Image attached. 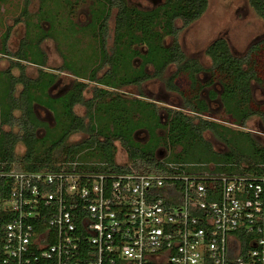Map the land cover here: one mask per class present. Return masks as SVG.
<instances>
[{
    "label": "built area",
    "instance_id": "1",
    "mask_svg": "<svg viewBox=\"0 0 264 264\" xmlns=\"http://www.w3.org/2000/svg\"><path fill=\"white\" fill-rule=\"evenodd\" d=\"M17 166L0 162V264H264L263 171Z\"/></svg>",
    "mask_w": 264,
    "mask_h": 264
},
{
    "label": "rangeland",
    "instance_id": "2",
    "mask_svg": "<svg viewBox=\"0 0 264 264\" xmlns=\"http://www.w3.org/2000/svg\"><path fill=\"white\" fill-rule=\"evenodd\" d=\"M30 2L29 11L32 15L29 27L26 22L21 21L14 27L8 48L11 53L15 52L23 38L30 39L33 44L45 34L50 37L45 38L41 44L42 50L47 58V70L56 71L62 69V82L52 94L59 91L65 92L68 88H73L76 81H86L93 75L94 69L101 64V47L98 38V27L101 19L106 14V5L103 0H0V51L3 47V35L7 27L13 26L15 19L20 17L21 11L26 3ZM129 5L137 6L141 10H150L162 5L165 0H127ZM117 10H113L109 17L110 38L109 54L114 46V31L116 25ZM36 25L39 30L36 36L28 34L31 26ZM177 26L181 27L182 22L178 21ZM226 39L233 54L237 57H245L249 50L256 44L264 40V22L257 16L248 0H209L206 13L198 21L185 28L179 35V43L187 59L198 61L205 68L211 67V58L207 55V48L218 39ZM166 47L173 44V38L167 37L164 41ZM35 50V48H33ZM133 49L146 53L145 46L134 45ZM2 56V54H0ZM259 70L261 81L253 82V100L256 107L264 110V53L258 54ZM67 59V61H66ZM66 62L71 70L66 68ZM142 59L135 57L125 71L130 76L140 68ZM2 68L8 67L9 62L3 61ZM3 65V66H2ZM27 73L30 77L38 75L39 68L33 64H27ZM108 68L104 67L99 72V77L105 75ZM120 68L118 78L126 74ZM149 74L154 72V67L149 65L146 68ZM177 71V66L170 65L160 78H154L141 86H130L119 84L117 90L95 82H90L89 88L85 91L86 99L94 96L95 87L109 91L110 93L120 94L123 100L129 101L128 114H122L128 123L135 125L140 123L143 129H138L133 134V140L142 147L154 148V155L157 160L176 163H205L217 167L222 172H239L249 170V168L264 163V124L260 117H254L247 123L246 128L230 123V116L224 110V105L220 97L212 101L210 91L216 90L220 95L222 86L218 82L211 87L204 88L201 92L198 84H205L212 79L210 72H202L197 75V83H192L189 76L185 73L180 74L175 81V85L187 96L193 95L197 91L200 98L205 100L209 107V112L203 117L214 121L220 125V134L228 140L226 144L223 140L216 137L212 132H205L199 135L194 132L185 118L170 115L169 109H176V106L185 108L184 97L175 91L169 90L168 79ZM122 79H119L121 82ZM116 83L118 80H110ZM72 85V86H71ZM116 94H114V97ZM113 96H106L104 99L110 102ZM141 99L142 102L135 101ZM134 100V101H133ZM154 103L158 107L160 128L155 131L156 137L160 138L159 144L155 143L147 129H153L155 124L152 110L149 105ZM107 109H111L106 104ZM117 110V108H115ZM38 116L47 122L53 130V134H59L63 128L57 126L55 115H52L42 107L36 108ZM187 115H192L190 111L184 110ZM75 112L85 117L86 108L77 106ZM151 113V114H150ZM17 115H20L17 113ZM115 115V113H114ZM134 115L132 118L131 116ZM152 116L150 119L149 117ZM115 117V116H112ZM117 118V117H116ZM61 120L64 121V118ZM199 119H196V123ZM116 124V123H115ZM108 118L97 121V130L101 131L105 125L109 128V133H114L117 126ZM8 130V128H5ZM18 133V129L14 130ZM37 135L43 138L46 129H38ZM154 136V134H153ZM89 136L85 133L72 135L66 142V148L60 154L53 153L55 166L66 160L70 146L85 141ZM104 140V136H100ZM116 153L114 163L120 166L130 165L129 150L123 143L116 142ZM235 152H233V150ZM18 159H22L26 153V147L20 143L16 149ZM89 160H101L99 151L96 149H85L79 156H85ZM248 157V161L238 165V156ZM75 158V159H76ZM80 160V159H77ZM82 161V160H80ZM91 162V161H88ZM248 168V169H247Z\"/></svg>",
    "mask_w": 264,
    "mask_h": 264
},
{
    "label": "trees",
    "instance_id": "3",
    "mask_svg": "<svg viewBox=\"0 0 264 264\" xmlns=\"http://www.w3.org/2000/svg\"><path fill=\"white\" fill-rule=\"evenodd\" d=\"M102 2L107 9L98 27L101 64L93 72L90 81L114 88H118L119 84L141 86L151 79L160 78L168 66L175 65L177 71L168 79V88L184 97L186 104L184 109L194 113L195 116H189L183 111L173 109H169L170 115L185 118L195 133L203 135L205 132H212L228 144V140L220 134V125L203 118L208 114L209 107L206 101L200 98V93L197 91L193 95L187 96L175 85L180 74H187L192 83H197V75L209 71L212 74L211 81L205 85L198 84V90L201 92L206 85L216 82L221 84L220 98L226 114L230 116V123L246 128L250 119L260 117L264 124V110L255 106L252 87L253 82L261 81L258 54L264 53V40L254 45L245 57L235 56L226 39L215 40L206 50L212 60V65L210 69H205L196 60L187 59L179 43V35L185 28L201 19L208 9L209 0H165L162 5L150 10H141L134 5H129L127 0H103ZM248 2L264 22V0H248ZM115 9L117 16L114 46L109 54V17ZM178 21L182 22L181 27L177 26ZM167 37L173 38V44L170 47H166L164 44ZM134 45L145 46L147 52L140 53L133 49ZM135 57L142 59L140 68L132 75L127 76L125 71ZM149 65L154 67L152 74L146 71ZM66 66H68L67 63ZM104 67L108 68L106 74L99 79L98 72ZM120 68H123L126 73L123 78H118ZM57 77L58 75L54 73L41 71L37 80H31L24 72L19 78L13 79L14 85H23V91L19 98L14 97L13 92L11 98H7L0 113V125H8L12 129L10 132L1 130L0 162H17V169L29 171L53 167L51 166L54 161L53 153L63 152L67 140L72 135L85 133L89 137L79 144L70 146L66 160L75 159L76 155L85 149H96L103 161L89 160L87 155L79 156L76 159L92 163H106L107 168L115 170L126 169L125 166L114 163L117 151L115 144L120 142L127 146L131 160L130 165L136 171L149 172L158 167L154 148L139 146L132 138L136 130L143 129L141 122L131 125L128 123V119H124L122 116V114H128L127 104L129 101L123 100L120 94L110 93L99 88L94 90V96L91 99H86L84 93L89 88V83L84 81H78L65 96L53 99L48 90L56 82ZM119 79H122L121 82ZM110 80H118L119 84L112 83ZM34 89L37 90V96L34 94ZM114 94H116L115 97ZM106 96H113L109 103L104 99ZM217 97L216 91L210 92L211 99ZM135 101L142 102L141 99H135ZM35 102L52 111L57 120V126H63L59 134H53L54 129L38 119L33 106ZM106 104H109L111 109H107ZM149 105L154 108L151 113L155 124L153 129L147 130L152 139H155V143L159 144L160 138L156 137L155 131L163 125L159 121L157 105L151 102ZM77 106L86 108L85 117H81L75 112ZM16 111L22 112L19 117L15 115ZM62 118L64 121L61 120ZM102 118H108L113 124L116 123L117 129L114 133H109V128L106 125L101 128V131L97 130V121ZM196 119H200V121L196 123ZM15 128L19 129L18 133L13 132ZM40 128L46 129V135L43 138H39L37 135ZM100 136H104V140H100ZM20 143L26 147V153L22 159H18L16 153ZM232 150L235 152L234 149ZM248 160V157L239 155L236 164L238 166ZM250 170L264 172V163L257 164L249 168Z\"/></svg>",
    "mask_w": 264,
    "mask_h": 264
},
{
    "label": "flooded vegetation",
    "instance_id": "4",
    "mask_svg": "<svg viewBox=\"0 0 264 264\" xmlns=\"http://www.w3.org/2000/svg\"><path fill=\"white\" fill-rule=\"evenodd\" d=\"M29 5H30V2L29 1H26L25 5H24V7H23V9L21 11L20 17L18 19H15V23H14L13 26L7 27V29L5 31V34L3 35L4 42L2 44L3 45L2 50L0 51V54H2V56H0V64H2L3 61H8L9 62V65H8V67H4V68H2L1 65H0V113H1V110H2V108L4 106V103L7 101V98L8 97L11 98L13 92H14V94H13L14 97H16V98H19L20 97V94L23 91V85L22 84L14 85L13 84V79L14 78H19L21 76L22 72H24V74L28 78H30L31 80H37L38 77H39V75H40V72L41 71H46V72L54 73V74L58 75L56 82L48 90V93H49L50 97H52L53 99H58V98H61V97L65 96L67 93H69L74 88V86L76 85V83L78 81H80V80L76 81L75 84L73 85V88H71V89L68 88V90L65 91V92H63V93H62V91H63L62 90V91H59L57 93L54 92V94H52V92L54 90H56L58 88V86L61 84L62 79H61V75L60 74L63 73L64 71L62 69H57L56 71H50V70H47L46 69L47 68V66H46L47 65V58H46L45 52L41 48V44L40 43H42V41L45 38L50 37V35L45 34L44 37H41V38H38L37 37V38H35V39H38V40L36 42H34V44L31 41H29L30 39L28 38V35H27L26 38H23V41L20 43L19 48L15 52L11 53V51L8 48V42L11 39V34L14 32V27L17 26L21 21H23V19H24V22H26V26L27 27H29V25H30V19L32 18V15L30 14V11H29ZM154 8H156V7H154ZM154 8H152V9H154ZM139 9H141V8H139ZM37 30H39L38 27L36 25H33V26H31L30 31H28V34L30 36L31 35L32 36H36V33H38ZM32 36H31V39H32ZM100 47H101V45H100ZM33 48H35V50ZM40 56H41V58H40ZM66 61H67V59H66ZM211 62H212V60H211ZM27 64H33V65H36L39 68L38 75L36 77H30L28 75V73H27V68H28ZM66 68L69 69V70H71L69 64H68V66H66ZM96 69H94V71ZM205 69H210V68H205ZM205 72H209V71H205ZM98 75H99V72H98ZM98 75H97V77L99 79H101L102 77H104V75L102 77H99ZM88 81L89 82H86V81H84V82L89 83V84H90V82H92V81H90V79H88ZM113 81H115V80H113ZM210 81H208V82H210ZM110 82H112V81H110ZM116 83L119 84L117 81H116ZM207 83H205V84H207ZM97 84H100V83H97ZM101 85H103V84H101ZM127 85H130V84H127ZM212 85L213 84L206 85L204 88L211 87ZM104 86L111 87V88H113L115 90L118 89V88H114L113 86H108V85H104ZM130 86H134V85H130ZM95 89H96V87H95ZM211 91H216V90H211ZM34 94L36 96L38 95L37 94V90L34 91ZM217 94H218V92H217ZM218 97H220L219 94H218ZM216 99L217 98L212 99V101H214ZM33 106H34L35 114L38 117V119L40 121H42L43 123L48 124L47 122L43 121L44 119H41L38 116V113L36 111V108L42 107L43 109H45L49 113H51L52 111L49 110V109H47L45 106L40 105V104H38L36 102L33 104ZM173 110L183 111L184 114H186L185 111H184L185 109L182 108V107H180V106H176V109H173ZM17 113H19L21 115L22 112L21 111H16L15 112V115L17 117H19L20 115H17ZM51 114L54 115L53 113H51ZM191 114L192 115H189V116H195L194 113L191 112ZM205 120H207V119H205ZM199 121H200V119H199ZM5 128H8V130H6ZM16 129H18V128L13 129V132ZM1 130L2 131H5V132L12 131V129L8 125H2V126L0 125V133H1ZM18 131H19V129H18ZM156 161H158V160L156 159Z\"/></svg>",
    "mask_w": 264,
    "mask_h": 264
}]
</instances>
